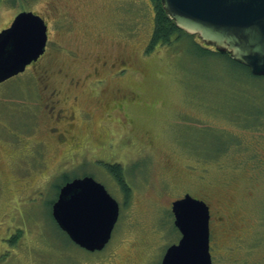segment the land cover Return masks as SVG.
I'll list each match as a JSON object with an SVG mask.
<instances>
[{"label": "rangeland", "instance_id": "1", "mask_svg": "<svg viewBox=\"0 0 264 264\" xmlns=\"http://www.w3.org/2000/svg\"><path fill=\"white\" fill-rule=\"evenodd\" d=\"M20 11L43 17L49 40L0 83V264H160L186 193L210 207L212 264H264V77L198 57L184 35L147 52L150 0H0V30ZM39 68L76 111L73 145L48 133ZM105 164L122 169L127 193ZM84 173L119 203L93 253L64 247L51 216L62 176Z\"/></svg>", "mask_w": 264, "mask_h": 264}, {"label": "water", "instance_id": "2", "mask_svg": "<svg viewBox=\"0 0 264 264\" xmlns=\"http://www.w3.org/2000/svg\"><path fill=\"white\" fill-rule=\"evenodd\" d=\"M161 5L179 30L228 54L253 76L264 77V0H161ZM46 42L43 18L32 12L18 13L0 31V83L36 61ZM172 213L180 238L166 248L160 264H211L206 203L186 194L172 202ZM118 214L117 201L90 176L62 185L51 206L58 227L88 252L106 246Z\"/></svg>", "mask_w": 264, "mask_h": 264}, {"label": "trees", "instance_id": "3", "mask_svg": "<svg viewBox=\"0 0 264 264\" xmlns=\"http://www.w3.org/2000/svg\"><path fill=\"white\" fill-rule=\"evenodd\" d=\"M152 3V9H153V27H152V33L150 36V40L149 43L147 45V52L150 51L151 49H153L155 46H167L170 45L173 41V37L175 38L176 35V39H180L182 35H184L187 39L190 40V42H192L193 46H196V49L194 48V50H196V53L198 57L200 58H204V57H216V56H225L226 58H228L233 64H235L236 66H240L241 68L245 69L249 74V70L248 68H246L245 66H243L242 64L233 61L229 58V56L227 54H222L220 52H217L215 50L214 47L212 46H208L206 44H204L200 39L197 38V36H193L190 34H187L181 30H179L173 23L172 20H170L164 9L162 8L161 5V1L160 0H150ZM178 35V36H177ZM193 36V37H192ZM194 37H196V39L200 40L201 42L199 43ZM193 40V41H192ZM194 40L197 41V44H195ZM251 75V74H250ZM258 110L252 111V112H256ZM217 141L219 142V140L217 139ZM221 147V146H219ZM219 150L223 151V148H219ZM106 167H108V172L109 174L115 179L117 180V182L119 183V185L121 186L122 190L127 193L128 192V188L125 185L124 182V175H123V171L122 169L118 166V165H111V164H107ZM63 179V183L69 181L71 179V177L63 175L62 176ZM61 184V185H62ZM61 185L57 186V192H56V196L58 193V190L60 188ZM53 220V218H52ZM52 223L54 224V227L56 229V235H59L62 237L65 246H72L75 247L76 245L68 238V236L58 227V225L55 223V221L53 220ZM14 241V238H12L11 242ZM77 247V246H76ZM79 248V247H78ZM59 253L58 254H63L65 255L68 252H64V249L61 248H56ZM67 255V254H66Z\"/></svg>", "mask_w": 264, "mask_h": 264}, {"label": "flooded vegetation", "instance_id": "4", "mask_svg": "<svg viewBox=\"0 0 264 264\" xmlns=\"http://www.w3.org/2000/svg\"><path fill=\"white\" fill-rule=\"evenodd\" d=\"M45 52H46V49H45ZM45 52L35 62L31 63L30 65L37 64L39 60L42 58V56H44ZM119 62L120 63L119 65H117V67L114 62L111 64V67L115 66L116 69L114 73L118 75L121 73V71H124L127 69V67L124 65V60H121ZM30 65H28L27 67H29ZM40 72H41V75H40ZM50 74L51 73L48 70L40 69V68L37 70V74H36L38 77V83H39V80H42L44 82V86L42 87V95L43 93L44 95H46L45 99L47 101L45 106L47 109V112H46L47 117L50 123L47 128L48 133L49 135L53 136L54 139L58 143H61V145H71V144L73 145V143H76L75 142L76 136L73 133L74 126H75L76 111L74 109L72 110L66 109L60 105L61 101L59 99L58 91L57 89L51 87L50 85V77H51ZM70 83L76 84L77 82L75 83L74 81H71ZM75 97L76 96L73 97L74 101H75ZM123 175H124V172H123ZM115 182H117V180H115ZM119 187L121 186L119 185ZM209 211H210V207H209ZM216 219L219 222L222 220V216L217 217ZM210 220H211V212H210V219H209V228H210ZM209 247H210V242H209Z\"/></svg>", "mask_w": 264, "mask_h": 264}]
</instances>
